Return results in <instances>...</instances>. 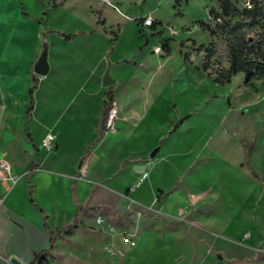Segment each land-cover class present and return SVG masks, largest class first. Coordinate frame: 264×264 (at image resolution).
<instances>
[{
    "label": "crops",
    "instance_id": "0c3cea01",
    "mask_svg": "<svg viewBox=\"0 0 264 264\" xmlns=\"http://www.w3.org/2000/svg\"><path fill=\"white\" fill-rule=\"evenodd\" d=\"M150 1L110 0L114 8L104 0H35L34 15L21 4L10 12L0 4V154L12 177L0 179V264H264L259 242L233 235L226 222L195 219L220 209L227 170L242 176L237 168L249 165L258 174L252 158L261 135L234 130L233 122L217 133L219 123L246 108L188 95L158 76L170 43L168 55L154 54L158 45L149 49L155 69L142 66L151 34L172 30L160 13L163 0ZM145 15L154 30L139 27ZM42 54L46 72L39 75L34 67ZM109 98L119 109L115 134L103 131ZM47 134L51 153L41 148ZM210 154L221 165L212 183L199 185L197 175L212 168ZM201 207L206 212L194 211ZM73 222L72 233L60 234L55 250L35 260L49 249L50 232ZM199 232L206 236L195 239Z\"/></svg>",
    "mask_w": 264,
    "mask_h": 264
},
{
    "label": "rangeland",
    "instance_id": "374dc122",
    "mask_svg": "<svg viewBox=\"0 0 264 264\" xmlns=\"http://www.w3.org/2000/svg\"><path fill=\"white\" fill-rule=\"evenodd\" d=\"M150 2L153 3V0ZM231 2L241 9L248 0H231ZM1 3L5 4L8 12L12 11L16 4H21L29 14L34 15L38 12L35 0H0ZM211 8L217 12L220 11L216 0H179V5L176 7L175 0H163L160 6V13L163 19L170 23L172 30L167 28V30L163 29V32L156 35L151 34L149 44L143 53L148 59L143 61L142 66L155 69L157 60L149 49L153 45L162 47L163 44L169 45L170 43L171 55L166 58L158 76L163 74L165 81L175 86L180 92L187 90L186 94L188 95L191 92H198L204 96L210 94L211 101L214 100V104L220 101L223 104H227L229 101L233 107L243 106L246 108L239 109L238 114L240 113L241 117L235 115L231 117L233 121L228 120L223 122V124L219 123L216 131L218 133L223 125L228 128L229 123L233 122L234 130L249 129L259 132L261 136L252 158L258 174L255 176L249 173V165H241L242 167L237 168V170L242 171V176L229 170L224 175L221 174V176L225 177V187L219 189V195L223 196L220 200V209L216 210L214 217L206 215L205 217H195V219L198 220L199 224L202 221L211 222L215 219L221 227L223 222H226L227 225L231 226L229 232L233 235H241L242 239L250 238L259 242L258 261H264V178H262L264 176V82L260 81L256 86L248 88L244 85V76L242 74L236 75L230 83L224 85H219L215 82L217 76L224 74L228 67V63L224 58V42L212 38L208 32L203 31L197 25V22L215 24V21H212L208 15V11ZM108 16L109 19L113 17L111 14ZM230 21H233V19ZM173 29L177 33L173 32ZM124 30L128 40L126 44H128L129 50L133 52L135 37L131 21H126ZM165 32L168 35H165ZM142 33L143 31L139 29L140 38ZM178 34L179 36H177ZM205 49L213 52L214 55L205 57ZM159 57L165 58L164 56ZM128 63L135 66L140 65L138 59H132ZM203 66H205L204 71L202 70ZM216 100L220 101L217 102ZM215 124L216 122H214ZM239 139L236 138V141ZM251 145H254V143H249L244 147L246 157ZM238 148L240 149V147ZM208 162L212 168L207 174L197 175L199 185L212 183L216 179L213 172L217 171L221 161L217 156L210 154ZM239 178H241L240 183ZM215 189H217V186H215ZM209 193L212 194V191ZM206 209L201 207L199 210L194 211L202 212L203 210V212H206L204 211ZM178 218L183 219V217ZM193 236L195 239L200 240L206 234L199 232L193 233Z\"/></svg>",
    "mask_w": 264,
    "mask_h": 264
},
{
    "label": "trees",
    "instance_id": "16d2710c",
    "mask_svg": "<svg viewBox=\"0 0 264 264\" xmlns=\"http://www.w3.org/2000/svg\"><path fill=\"white\" fill-rule=\"evenodd\" d=\"M219 12L211 8L208 11L209 18L215 21L210 23L197 22V25L209 33L212 38L224 42V58L228 63V68L224 74H220L215 79L219 85L229 83L231 78L239 73L245 77L244 85L253 87L254 81H264V0H248V4L241 9L231 0H216ZM179 5V0H175V7ZM233 19V21H230ZM154 28V23L152 25ZM69 40L71 36H62ZM165 54L170 53L168 45L163 44ZM205 57H212L213 52L205 49ZM205 70V66H203ZM37 82L33 80V85L29 89V106L26 117L30 116L33 107V94ZM110 99V98H109ZM180 122L175 125L177 128ZM31 171L29 172L30 176ZM31 197V189L29 190ZM76 227L75 222L62 229L58 228L51 233L50 246L47 251L34 256L35 260L46 258L55 250V243L60 234L70 235Z\"/></svg>",
    "mask_w": 264,
    "mask_h": 264
},
{
    "label": "built area",
    "instance_id": "2783aa9c",
    "mask_svg": "<svg viewBox=\"0 0 264 264\" xmlns=\"http://www.w3.org/2000/svg\"><path fill=\"white\" fill-rule=\"evenodd\" d=\"M107 4L113 6L110 2V0H104ZM248 2H246L245 5H247ZM114 7V6H113ZM115 8V7H114ZM153 25V19L150 15H145L142 18L141 24L139 27L142 28H150ZM152 52L154 54H162L163 50L162 47L154 46L152 48ZM119 109L117 102L114 99L108 100L107 102V114H106V120L104 123L103 131L106 134H115L118 130V123H119ZM41 148L45 150L48 153L53 152L54 150V138L52 135L47 134L45 138L43 139L41 143ZM146 173L143 172L141 174V177L139 181L143 180L146 177ZM4 178L6 180H11V165L9 161L5 158L4 155L0 154V179ZM182 212H178V217H182ZM130 245H133V243L130 241Z\"/></svg>",
    "mask_w": 264,
    "mask_h": 264
},
{
    "label": "water",
    "instance_id": "95a60500",
    "mask_svg": "<svg viewBox=\"0 0 264 264\" xmlns=\"http://www.w3.org/2000/svg\"><path fill=\"white\" fill-rule=\"evenodd\" d=\"M34 70L37 74L43 75L46 72V63H45V55L42 54L38 61L35 64ZM104 84H109L112 82L111 78L109 77L108 72H105L102 79ZM15 262L14 260H11ZM16 263V262H15Z\"/></svg>",
    "mask_w": 264,
    "mask_h": 264
}]
</instances>
